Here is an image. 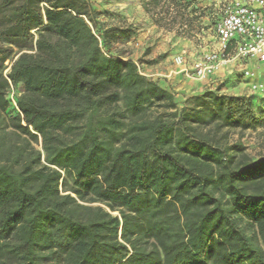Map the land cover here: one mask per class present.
I'll use <instances>...</instances> for the list:
<instances>
[{"label":"trees","instance_id":"1","mask_svg":"<svg viewBox=\"0 0 264 264\" xmlns=\"http://www.w3.org/2000/svg\"><path fill=\"white\" fill-rule=\"evenodd\" d=\"M150 2L190 27L182 0ZM95 14L84 0H0V65L18 51L0 71V264H264L248 105L206 91L178 109L102 51L112 37Z\"/></svg>","mask_w":264,"mask_h":264},{"label":"rangeland","instance_id":"2","mask_svg":"<svg viewBox=\"0 0 264 264\" xmlns=\"http://www.w3.org/2000/svg\"><path fill=\"white\" fill-rule=\"evenodd\" d=\"M84 1L96 13L95 33L101 36L103 32L109 31L112 37L107 43L99 39L102 51L107 55L132 60L140 74L162 85L161 78L155 74L174 65L177 57L168 58L169 54L182 49L189 56L199 57L202 53L215 49V25L232 0H182L190 20L189 28H181L178 18L173 24L166 12L159 14V8L154 7L150 0H146L151 3L148 4L150 13L144 10L142 0ZM170 12L173 16L174 12L171 9ZM159 15L164 17L161 25L157 22ZM17 54V49H13L0 65V71L8 72L11 61ZM243 69L252 72V77L244 79ZM211 76L212 79L192 82L188 90H178L173 83L169 90L174 95L177 108L188 105L192 97L206 91L242 99L256 121L253 128L241 133L244 152L251 162L264 159V93L253 88L254 84L264 81V65L255 68L248 63L231 61ZM20 92L21 87L16 86L14 94Z\"/></svg>","mask_w":264,"mask_h":264},{"label":"built area","instance_id":"3","mask_svg":"<svg viewBox=\"0 0 264 264\" xmlns=\"http://www.w3.org/2000/svg\"><path fill=\"white\" fill-rule=\"evenodd\" d=\"M216 47L197 57L189 67L183 58L175 64L185 78L204 81L231 61L264 63V0H232L215 25ZM243 69V78L252 77ZM253 88L264 93V81ZM11 100L15 104L12 96Z\"/></svg>","mask_w":264,"mask_h":264},{"label":"crops","instance_id":"4","mask_svg":"<svg viewBox=\"0 0 264 264\" xmlns=\"http://www.w3.org/2000/svg\"><path fill=\"white\" fill-rule=\"evenodd\" d=\"M176 58L181 57L184 60V63L187 67L197 58L194 55L189 56L186 54V51L179 49L177 52H172L169 54L168 58ZM243 63H248L251 67L262 66L264 63H259L255 60H249ZM242 65V64H241ZM228 68V67H227ZM179 67L175 65L168 66L166 69H162L160 73H156L155 75L158 78H161L162 86L164 88L170 89V86L174 83L178 90H188L192 85V82H196L195 80L185 78L179 71ZM213 76L209 77L212 79ZM208 78V79H209Z\"/></svg>","mask_w":264,"mask_h":264}]
</instances>
